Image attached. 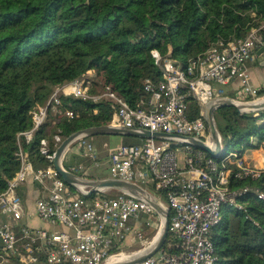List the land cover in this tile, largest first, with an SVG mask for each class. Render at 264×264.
I'll list each match as a JSON object with an SVG mask.
<instances>
[{
  "label": "built area",
  "instance_id": "1",
  "mask_svg": "<svg viewBox=\"0 0 264 264\" xmlns=\"http://www.w3.org/2000/svg\"><path fill=\"white\" fill-rule=\"evenodd\" d=\"M259 48L264 49V20L244 38L218 41L201 56L189 60L184 68L152 51L161 77L144 81L147 98L135 106L109 87L90 93L94 74L87 70L82 80L55 87L45 104L31 111L33 126L18 137L29 142L49 112L67 120L78 118V111L62 103V98L73 97L111 101L116 106L111 125L192 137L212 147L204 107L214 98L226 97L224 87L235 82L237 90L231 99L251 103L262 98L259 94L264 85L253 83L246 66ZM190 99L199 107L194 119L188 116ZM217 138L216 158L184 141L153 138L139 139L137 144L119 143L108 151L104 160L107 178L152 188L150 193L155 200L171 213L168 231L177 239L179 252L171 255L160 250L140 264H214L213 227L231 209L249 218L242 201L249 196L264 202V166L246 163L241 153H226L220 134ZM53 140L52 150L46 139L40 140L37 165L20 147L15 153L19 167L0 191V264H103L122 256L121 248L128 237H133V242L141 236L130 222L147 216L159 223L157 213L146 202L123 192L97 191L87 198L74 192L53 167L55 149L63 139L54 135ZM72 146L77 155L100 164L96 149L87 138ZM66 170L77 175L85 172V166ZM29 179L47 193L35 201L30 212L25 210L19 195ZM246 181L248 184L234 185ZM24 218H36L56 228L46 231L29 227L21 224ZM251 223L260 228L256 220ZM142 242L145 247L151 241Z\"/></svg>",
  "mask_w": 264,
  "mask_h": 264
},
{
  "label": "trees",
  "instance_id": "2",
  "mask_svg": "<svg viewBox=\"0 0 264 264\" xmlns=\"http://www.w3.org/2000/svg\"><path fill=\"white\" fill-rule=\"evenodd\" d=\"M263 20L264 0H0V191L19 167V147L37 165L41 139L52 150L54 135L64 139L110 124L116 107L111 101L65 97L63 105L78 111V118L67 120L49 112L29 142L19 139V133L33 126L31 111L44 105L55 87L91 70L90 93L109 87L135 106L147 98L144 81L161 77L152 51L184 68L218 41L244 38ZM259 95L263 97L264 90ZM188 111L190 119L199 115L193 100ZM214 121L219 134L238 142L255 138L254 148L264 152V109L240 115L233 107H222L214 112ZM118 138L125 145L139 142ZM64 156L62 164L68 169L72 166L65 164ZM77 175L95 179L88 173ZM244 184L247 181L234 185ZM242 201L249 218L226 212L212 229L214 264H264V202L250 196ZM152 225L156 229L158 220ZM162 250L179 252L169 231ZM39 258L44 261L43 254Z\"/></svg>",
  "mask_w": 264,
  "mask_h": 264
},
{
  "label": "water",
  "instance_id": "3",
  "mask_svg": "<svg viewBox=\"0 0 264 264\" xmlns=\"http://www.w3.org/2000/svg\"><path fill=\"white\" fill-rule=\"evenodd\" d=\"M255 56L260 65L264 66V49L259 48L255 52ZM79 80H82V77L79 78ZM222 107H233L240 115L256 113L264 109V97L260 98L258 101L251 103H241L228 97H219L212 99L204 107V119L206 121L207 128L213 142L212 147H208L200 140L192 137L171 135L160 132H150L142 128H126L114 126L111 124L89 127L76 131L60 142L58 147L55 149L53 167L59 177L63 180V182L74 192L85 198L89 197L97 191L123 192L135 197L136 199L146 202L155 210L158 215L159 228L157 230L156 237L150 242V244L128 255L113 257L103 264H140L154 255L156 252L162 250L169 229L168 209L164 208L159 202H157L151 195V193L135 183L112 178L85 179L67 171L62 164V159L66 151L73 145L74 142L79 139L100 135L133 137L136 139L153 138L157 140L184 141L191 144L195 148H199L205 151L211 157L216 158L217 151L219 149V142L217 138L219 132L214 121V112Z\"/></svg>",
  "mask_w": 264,
  "mask_h": 264
},
{
  "label": "rangeland",
  "instance_id": "4",
  "mask_svg": "<svg viewBox=\"0 0 264 264\" xmlns=\"http://www.w3.org/2000/svg\"><path fill=\"white\" fill-rule=\"evenodd\" d=\"M250 64H252V67L254 66V61L253 59L249 60ZM249 62L247 63L248 66ZM98 89V87H97ZM225 94V92H224ZM264 97V96H263ZM221 127V125H220ZM219 130V129H218ZM225 134H221L220 136L222 138L221 141V147L223 151H226V153L228 154H232V153H241L243 157H251L254 155L255 153V148L254 145L256 144V139L255 138H251L248 137L246 138V140L244 141H237L236 138H234L233 140L230 139L229 136H224ZM88 139V138H87ZM90 142H92V145L96 148V150L100 151L101 153V158L105 159L107 157L106 155V151H108L112 146H114V144H121L122 142L118 140V138L116 136H94L93 138L90 139ZM257 156H262L264 158V152L263 149L260 148L257 150ZM65 164L67 166H72V167H78V166H87V165H91V161L86 158V157H82L81 161H78L77 155L75 154V151H72V149L70 148L69 150H67V152L65 153ZM262 166H264V162L262 163ZM104 166H102L103 168ZM94 169V168H93ZM79 174H87V173H83L80 172ZM88 174L93 175V170H89ZM145 190L148 191L149 193L152 191L150 190V187H146L145 186ZM110 194H113L114 192L110 191L108 192ZM152 195V194H151ZM153 196V195H152ZM230 217L234 216L237 214L236 210L231 209L229 212ZM240 217L242 220H245L247 218L246 214L244 213H240ZM154 220H150L147 216H141L138 218V220L132 221V224L136 225V229H138V231H140L141 236L137 237V239H135V241L130 242L132 239L131 236L128 237V239L126 240L125 244L123 245V247L121 248V251L123 253V255H128L134 251H137L141 248H143V242L144 240H148V241H152L154 240V238L156 237V231L158 230V227L155 229L154 225H152ZM148 222L149 226H146L145 223ZM135 236V235H134ZM139 239H142V241H139ZM150 244V243H149Z\"/></svg>",
  "mask_w": 264,
  "mask_h": 264
},
{
  "label": "crops",
  "instance_id": "5",
  "mask_svg": "<svg viewBox=\"0 0 264 264\" xmlns=\"http://www.w3.org/2000/svg\"><path fill=\"white\" fill-rule=\"evenodd\" d=\"M251 59H253V61H254V66L252 67V64H250L249 61H247V63L249 62L250 66H248L247 63H246V66L251 73L252 81L256 86L264 85V66L260 65L256 56L252 57ZM236 90H237V83L236 82L232 83L228 86H225L224 87L225 96L228 98H233ZM118 140L121 141L120 138H118ZM116 145H118V144H114V146H112L110 149L114 148ZM257 150L258 149L255 150V153L252 156V158L251 157H248V158L244 157V160L246 163L252 164L253 166H256V167L262 166V163L264 162V158L262 156H257V153H256ZM108 151H106V152H108ZM96 152L98 155V153L100 151L96 150ZM97 157H98L97 161L100 164L95 165V164L91 163V165L87 168V173L91 169V170H93V175H94L95 179L107 178L106 177V162L104 161L105 159H102L99 156H97ZM102 166H104V167L102 168ZM114 192H116V191H114ZM19 195H20V198L22 200V203H23L25 210L30 212L33 210L35 201L38 199L45 198L47 193L38 183L33 182L29 179L27 181V183L20 189ZM130 223H132V222H130ZM21 224H25V225H27L29 227H33V228L44 229L46 231H53L56 228V226L53 227L51 224L44 223V222H42L36 218H32V219L24 218L21 221Z\"/></svg>",
  "mask_w": 264,
  "mask_h": 264
}]
</instances>
